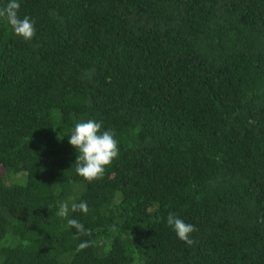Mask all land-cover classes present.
I'll return each mask as SVG.
<instances>
[{
    "label": "trees",
    "instance_id": "16d2710c",
    "mask_svg": "<svg viewBox=\"0 0 264 264\" xmlns=\"http://www.w3.org/2000/svg\"><path fill=\"white\" fill-rule=\"evenodd\" d=\"M19 15L29 41L0 18V264H264V0H21ZM88 119L120 149L91 182L68 137Z\"/></svg>",
    "mask_w": 264,
    "mask_h": 264
},
{
    "label": "clouds",
    "instance_id": "9594fccd",
    "mask_svg": "<svg viewBox=\"0 0 264 264\" xmlns=\"http://www.w3.org/2000/svg\"><path fill=\"white\" fill-rule=\"evenodd\" d=\"M21 0H9L3 9H0V18H4L11 27L13 33L25 41L35 36V21L29 16L19 15ZM102 121L88 119L74 125L69 137L70 145L78 151L77 173L89 182L103 177L106 168L119 157V143L111 129L102 130ZM73 210L79 209L86 213L88 205L86 202L74 204ZM67 205H61L58 215L67 216ZM167 225L174 231L176 237L184 243L191 245L194 241L191 234L196 230L195 226L187 223L181 217L169 213L166 219ZM68 224L79 231H85L84 225L75 219H69ZM81 244L80 247H85Z\"/></svg>",
    "mask_w": 264,
    "mask_h": 264
}]
</instances>
